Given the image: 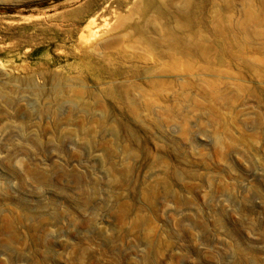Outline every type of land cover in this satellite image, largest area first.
<instances>
[{
	"label": "rangeland",
	"instance_id": "1",
	"mask_svg": "<svg viewBox=\"0 0 264 264\" xmlns=\"http://www.w3.org/2000/svg\"><path fill=\"white\" fill-rule=\"evenodd\" d=\"M0 264H264V0H0Z\"/></svg>",
	"mask_w": 264,
	"mask_h": 264
},
{
	"label": "bare ground",
	"instance_id": "2",
	"mask_svg": "<svg viewBox=\"0 0 264 264\" xmlns=\"http://www.w3.org/2000/svg\"><path fill=\"white\" fill-rule=\"evenodd\" d=\"M104 21H105V20H104ZM107 23H108V22H107ZM107 23H106V24H107ZM91 24H92V23H91ZM91 24H90V25H91ZM89 27H90V26H89Z\"/></svg>",
	"mask_w": 264,
	"mask_h": 264
}]
</instances>
